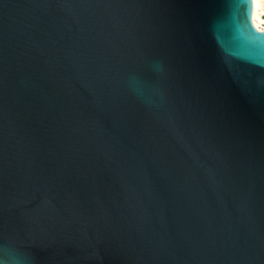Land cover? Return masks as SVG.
Wrapping results in <instances>:
<instances>
[{
  "label": "water",
  "instance_id": "1",
  "mask_svg": "<svg viewBox=\"0 0 264 264\" xmlns=\"http://www.w3.org/2000/svg\"><path fill=\"white\" fill-rule=\"evenodd\" d=\"M30 264H264V8L0 0V245Z\"/></svg>",
  "mask_w": 264,
  "mask_h": 264
},
{
  "label": "clouds",
  "instance_id": "2",
  "mask_svg": "<svg viewBox=\"0 0 264 264\" xmlns=\"http://www.w3.org/2000/svg\"><path fill=\"white\" fill-rule=\"evenodd\" d=\"M32 259L30 254L17 249L9 239L5 238L0 245V264H30Z\"/></svg>",
  "mask_w": 264,
  "mask_h": 264
},
{
  "label": "bare ground",
  "instance_id": "3",
  "mask_svg": "<svg viewBox=\"0 0 264 264\" xmlns=\"http://www.w3.org/2000/svg\"><path fill=\"white\" fill-rule=\"evenodd\" d=\"M259 6L264 8V0H254Z\"/></svg>",
  "mask_w": 264,
  "mask_h": 264
}]
</instances>
